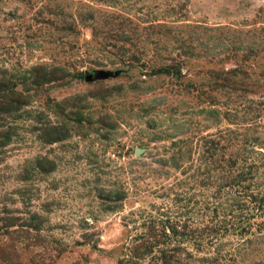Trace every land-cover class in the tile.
Listing matches in <instances>:
<instances>
[{
  "label": "rangeland",
  "instance_id": "obj_1",
  "mask_svg": "<svg viewBox=\"0 0 264 264\" xmlns=\"http://www.w3.org/2000/svg\"><path fill=\"white\" fill-rule=\"evenodd\" d=\"M0 264H264V0H0Z\"/></svg>",
  "mask_w": 264,
  "mask_h": 264
}]
</instances>
